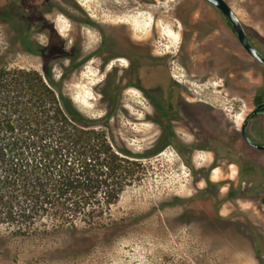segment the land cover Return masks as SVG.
Instances as JSON below:
<instances>
[{
	"label": "rangeland",
	"instance_id": "374dc122",
	"mask_svg": "<svg viewBox=\"0 0 264 264\" xmlns=\"http://www.w3.org/2000/svg\"><path fill=\"white\" fill-rule=\"evenodd\" d=\"M87 1L86 8L104 24L107 38L128 40L129 36L138 49H145L143 54L150 56L153 50L162 58L172 55L175 62L161 69L163 81L169 76L185 79L183 63L176 60L183 42L176 15L184 17L188 11L182 13L183 8L196 4L188 0ZM228 1L264 37V0ZM42 7L40 0H0V57L4 62L41 72L52 65L58 80L65 73L64 94L87 116L99 118L112 112V133L120 144L141 156L165 141L168 144L155 155L139 159L135 184L105 216L108 228L92 229L85 222L77 229L56 228L50 221L22 231L1 226L0 264H264V213L249 195L240 166L221 164L210 172L208 165L197 163L195 172L185 165L174 144L164 139L165 126L151 121L153 108L139 88L131 86L120 94L118 77L126 60L109 62L113 52H108L110 47L108 51L100 48L102 34L87 25L81 31L65 15L58 16L56 27L45 28L38 17ZM53 44L58 48L63 44L62 58L59 52L52 55L46 49ZM120 44L115 54H138L126 49L125 42ZM78 46H82L81 53ZM73 52L77 61L64 58ZM87 56L92 58L81 65ZM144 75L149 81V72ZM187 84L196 94L200 92L198 83Z\"/></svg>",
	"mask_w": 264,
	"mask_h": 264
},
{
	"label": "flooded vegetation",
	"instance_id": "af4514ba",
	"mask_svg": "<svg viewBox=\"0 0 264 264\" xmlns=\"http://www.w3.org/2000/svg\"><path fill=\"white\" fill-rule=\"evenodd\" d=\"M40 1L43 7L38 17L45 28L56 27L54 22L58 16L65 15L81 31L87 25L102 34L100 48L108 51L110 47L108 52H113L107 58L109 62L126 60L127 64L120 69L118 77L120 94L124 95L131 86L139 88L153 108L155 118L151 121L165 126L164 139L174 144L176 154L185 165L191 166L195 172L197 163L208 165L210 172L220 168L221 164L239 165L249 195L260 204L264 213V62L248 50L220 7L208 0H188L196 6L184 7L182 13L188 11L184 17L176 15L183 36L176 60L183 63L186 77L174 80L169 76L163 81L161 69L169 66L170 61L175 62L172 55L162 58L153 50H150V56L143 54L145 49H138L129 36L128 40L117 38L111 41L112 36L107 38L104 24L97 22L86 8L87 0ZM225 1L242 22L251 45L264 57L263 34L251 27L230 1ZM73 11L77 13L71 15ZM56 33L64 37L58 30ZM63 41L65 44L66 40ZM121 41L129 46L126 49H135L138 54L125 51L115 54L114 50L122 47ZM51 47L57 50V54L59 52V57L65 51L63 44L61 48L54 44L47 46ZM78 47L81 53L82 46ZM72 51H75L74 47ZM75 55L73 52L72 58L67 59L75 62ZM91 58L84 57L79 63L84 65ZM145 58L148 61L144 62ZM147 72L149 81L144 75ZM115 75L113 73L112 78ZM186 82L198 83L200 92L196 94ZM164 144L168 142H163L158 149L164 148Z\"/></svg>",
	"mask_w": 264,
	"mask_h": 264
},
{
	"label": "trees",
	"instance_id": "16d2710c",
	"mask_svg": "<svg viewBox=\"0 0 264 264\" xmlns=\"http://www.w3.org/2000/svg\"><path fill=\"white\" fill-rule=\"evenodd\" d=\"M55 69L10 67L0 57V227L22 231L50 221L106 229L105 216L135 184L139 159L161 149L141 156L120 144L112 112L83 114Z\"/></svg>",
	"mask_w": 264,
	"mask_h": 264
},
{
	"label": "water",
	"instance_id": "95a60500",
	"mask_svg": "<svg viewBox=\"0 0 264 264\" xmlns=\"http://www.w3.org/2000/svg\"><path fill=\"white\" fill-rule=\"evenodd\" d=\"M208 1L220 7L228 15V17L234 24V27L237 30L238 35L242 40V42L244 43V45L256 58L264 62V57L261 56L260 53H258V51L251 45L247 37V34L243 28L242 22L239 20L237 14L233 11V9L227 4V2L225 0H208Z\"/></svg>",
	"mask_w": 264,
	"mask_h": 264
}]
</instances>
